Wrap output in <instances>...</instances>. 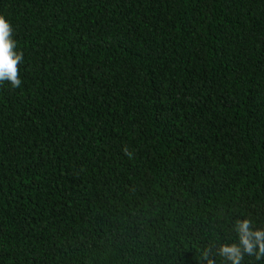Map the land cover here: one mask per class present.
I'll return each mask as SVG.
<instances>
[{"label": "trees", "instance_id": "obj_1", "mask_svg": "<svg viewBox=\"0 0 264 264\" xmlns=\"http://www.w3.org/2000/svg\"><path fill=\"white\" fill-rule=\"evenodd\" d=\"M0 15L24 53L0 84V264H199L235 219L264 227V0Z\"/></svg>", "mask_w": 264, "mask_h": 264}, {"label": "clouds", "instance_id": "obj_2", "mask_svg": "<svg viewBox=\"0 0 264 264\" xmlns=\"http://www.w3.org/2000/svg\"><path fill=\"white\" fill-rule=\"evenodd\" d=\"M13 25L4 15H0V84L9 82L12 88H19L20 65L24 62V53L18 50L13 38ZM125 154L131 157L127 148ZM235 239L222 242L218 247L205 248L200 253L199 264H216V257L224 264H244L245 257L264 260V227H258L250 218H237L232 224Z\"/></svg>", "mask_w": 264, "mask_h": 264}]
</instances>
